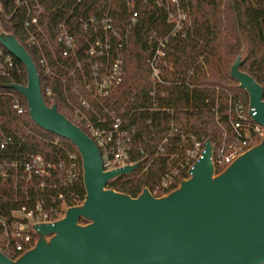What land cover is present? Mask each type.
I'll use <instances>...</instances> for the list:
<instances>
[{
    "label": "trees",
    "instance_id": "obj_1",
    "mask_svg": "<svg viewBox=\"0 0 264 264\" xmlns=\"http://www.w3.org/2000/svg\"><path fill=\"white\" fill-rule=\"evenodd\" d=\"M0 3L3 7L0 34L14 36L26 48L39 74L38 58L43 51L60 78L69 77V73L56 64V59L62 60L58 43L61 25H67L76 35L79 49L70 64L71 71H75L76 59L84 60L83 51L88 46L86 37L93 36L91 28L86 30L81 26V20L89 23L93 18L108 17L114 28L124 29L137 15L124 49L123 82L109 97L99 101L90 99L81 86V76L75 72L80 81V94L90 99L99 115L109 119L106 111H110L124 118L128 128L135 130L130 162L139 164V167L134 173L108 183L107 188L117 193L138 198L147 188L154 194L162 178L179 167L186 153L194 147L193 139L202 147L211 141L216 149L224 144L225 131L232 140L229 100L246 93L231 75L238 58L241 60L240 70L254 78L264 91V0H0ZM29 12L31 18H39V28L33 27L32 31L41 49L28 44L25 23ZM179 13L185 15L186 20L183 29L172 36ZM167 36H170L167 49L169 85L166 95L154 100L149 96L151 82L147 61L155 53L158 40ZM0 50L14 64L8 74L0 75V164L27 162L32 155L55 161L65 148L79 154L71 142L36 125L29 113L17 114L15 97L27 109L28 104L11 86L27 85L26 68L1 43ZM57 84L60 90L53 101L44 95L46 104L57 106L61 114L86 132L68 103L62 84L59 81ZM72 85L69 81L68 87ZM46 86L47 80L41 78L43 94ZM70 88L69 96L77 104L78 96ZM155 102L160 107L173 109L174 116L151 111ZM4 140L6 145L1 149ZM221 171L217 169L216 174ZM184 179H187L185 171L175 186L154 194V197L169 195ZM49 185L51 187L39 192L40 198L48 204L65 191L57 180ZM24 186V183L19 185V203L26 201L21 191ZM75 192L79 205H83L87 193L82 179ZM36 196L35 190L30 188L31 200L34 201ZM14 199L12 180L0 181V215L8 217ZM68 203L72 208L78 206L77 202ZM80 223L87 225L89 222L82 219Z\"/></svg>",
    "mask_w": 264,
    "mask_h": 264
},
{
    "label": "water",
    "instance_id": "obj_2",
    "mask_svg": "<svg viewBox=\"0 0 264 264\" xmlns=\"http://www.w3.org/2000/svg\"><path fill=\"white\" fill-rule=\"evenodd\" d=\"M0 43L26 68L27 85L11 87L26 99L31 120L78 149L87 193L63 220L36 228L41 238L33 250L16 261L0 252V264H264V138L218 176L208 141L191 178L165 197L147 188L138 198L117 193L108 183L139 164L106 172L95 142L46 104L26 48L8 34H0ZM240 66L238 58L231 75L264 126L263 88Z\"/></svg>",
    "mask_w": 264,
    "mask_h": 264
},
{
    "label": "built area",
    "instance_id": "obj_3",
    "mask_svg": "<svg viewBox=\"0 0 264 264\" xmlns=\"http://www.w3.org/2000/svg\"><path fill=\"white\" fill-rule=\"evenodd\" d=\"M1 12H3V7L0 3ZM185 20V15L179 13L172 36H176L183 29ZM136 21L137 15L134 16L131 24L120 29L114 28L108 17L101 20L93 18L89 23L81 20V24H83L81 26L86 30L91 28L93 36L91 38L86 37L88 46L83 51L84 60L76 59L75 71H71L70 64L71 60H75L73 56L79 49L76 35L67 25H61L58 43L61 46L62 60L56 59V64L59 69L69 73L68 78H60L54 72L50 60L43 51L38 58V66L41 70L40 78L47 80L43 96L45 95L53 101L60 90L57 81L62 84V91L67 96L68 103L74 109L77 118L83 123L86 129L85 133L99 148L106 172L134 165L130 162V152L135 130L128 128L124 118L110 111H106L109 114V119L99 115L90 99L95 101L106 99L122 84L125 68L124 49L128 45L131 28ZM33 27L39 28V18H31L29 12L25 23V29L29 34L28 44L30 47L41 49V44L32 31ZM169 37L158 40L155 53L147 61L151 82L149 96L154 100L158 96L164 97L167 92L166 87L169 85L167 80ZM13 66L12 59L4 56L0 50V75L8 74V70ZM75 72L81 76V86L90 99L80 94V81L75 76ZM69 81H72L73 84L71 88L68 87ZM69 88L78 96L77 104L70 98ZM104 108L108 110V108ZM14 109L19 116L29 113V109L17 97L14 98ZM229 109L233 138L230 140L229 133L225 131L224 144L218 149L213 147L211 163L214 167L215 176L222 174L238 158L258 146L264 138V126L259 125L254 120L256 114L251 108L250 96L247 92L235 99L231 97ZM151 111L170 117L174 116L173 109L160 107L157 102L154 103ZM90 112L92 113L89 114ZM193 141L194 147L186 153L184 161L180 163L179 167L162 178L154 194L170 190L177 184L184 171L187 174V179L184 181L191 178V172L195 164L201 159L206 145L205 143L202 147L200 142L195 139ZM5 145L6 141L4 140L1 143V149H4ZM217 169L222 170L218 175L216 174ZM81 179L84 182L82 158L80 154L66 148L63 149L62 154L57 156L55 161L47 160L42 155H32L27 162L0 164V181L6 183L8 180H12L15 192L14 206L9 210L8 217L0 215V252L16 261L33 250L39 237L36 228L59 222L72 208L69 207L68 202L78 203L79 197L76 195L75 187ZM55 180L65 191L48 204L46 200L40 198L39 192L51 187L49 184ZM22 183L25 184L21 191L26 197V201L19 203V185ZM30 188H33L37 193L34 201L29 197ZM154 194L152 195L154 196ZM165 196L167 195H163V197ZM78 206L81 205L78 203Z\"/></svg>",
    "mask_w": 264,
    "mask_h": 264
},
{
    "label": "rangeland",
    "instance_id": "obj_4",
    "mask_svg": "<svg viewBox=\"0 0 264 264\" xmlns=\"http://www.w3.org/2000/svg\"><path fill=\"white\" fill-rule=\"evenodd\" d=\"M211 146H212V148L214 147L213 145H211ZM65 217H66V214H65V216H63V219H64ZM63 219H62V220H63ZM40 238H41V237L39 236L38 239H37L38 242L40 241ZM50 240H51V236H47V237H45V241H46V242H49Z\"/></svg>",
    "mask_w": 264,
    "mask_h": 264
}]
</instances>
